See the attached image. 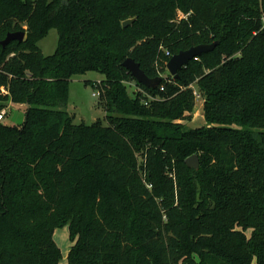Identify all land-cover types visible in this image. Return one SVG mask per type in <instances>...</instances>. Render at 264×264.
Instances as JSON below:
<instances>
[{
    "label": "trees",
    "instance_id": "16d2710c",
    "mask_svg": "<svg viewBox=\"0 0 264 264\" xmlns=\"http://www.w3.org/2000/svg\"><path fill=\"white\" fill-rule=\"evenodd\" d=\"M17 31L0 44V111L25 106L0 122V264H60L65 226L68 264H264V0H0V43ZM89 71L106 116L76 123L70 82Z\"/></svg>",
    "mask_w": 264,
    "mask_h": 264
},
{
    "label": "rangeland",
    "instance_id": "374dc122",
    "mask_svg": "<svg viewBox=\"0 0 264 264\" xmlns=\"http://www.w3.org/2000/svg\"><path fill=\"white\" fill-rule=\"evenodd\" d=\"M58 37V31L56 29H51L48 35L39 42L44 54L50 55L55 51L58 44ZM102 80H104V75L95 71H89L71 80L66 109L74 115V121L76 123H92L99 119L104 120L106 111L100 104V96L96 94L98 88L94 86V83ZM203 101L201 96L197 97L193 117L188 123L190 127H198L206 124L203 113ZM5 110L6 115L3 120L4 123L19 125L24 122V105L9 102ZM54 238L62 251L63 257L60 264H67V256L72 244L68 227L58 228L55 231Z\"/></svg>",
    "mask_w": 264,
    "mask_h": 264
},
{
    "label": "water",
    "instance_id": "95a60500",
    "mask_svg": "<svg viewBox=\"0 0 264 264\" xmlns=\"http://www.w3.org/2000/svg\"><path fill=\"white\" fill-rule=\"evenodd\" d=\"M134 20V18H130L123 21V26L127 27L131 25ZM25 35L26 33L24 31L10 32L7 34L6 38L1 41L0 44L2 46H6L13 40L22 42L25 39ZM219 43L220 41L217 40L210 44H199L196 46H192L189 49L181 50L178 53L172 55V57L166 64V68L171 75L178 77L179 71L182 70L186 65H188L191 60L201 56L204 53L213 51L219 45ZM123 66L131 72L132 76L139 83L149 88L157 87L162 81L161 76L154 78L149 77L141 68L140 63L135 61L132 57H128L127 59H125V61L123 62ZM185 162L191 168L198 169L200 167V159L197 154L188 157Z\"/></svg>",
    "mask_w": 264,
    "mask_h": 264
},
{
    "label": "built area",
    "instance_id": "2783aa9c",
    "mask_svg": "<svg viewBox=\"0 0 264 264\" xmlns=\"http://www.w3.org/2000/svg\"><path fill=\"white\" fill-rule=\"evenodd\" d=\"M195 59H198V57H196ZM196 93H197V92H196ZM96 94L100 96L101 91L98 90V91L96 92ZM197 95H198V97H199V94H197ZM5 115H6V110H5V109H4V110H1V111H0V122H2V121L4 120Z\"/></svg>",
    "mask_w": 264,
    "mask_h": 264
},
{
    "label": "crops",
    "instance_id": "0c3cea01",
    "mask_svg": "<svg viewBox=\"0 0 264 264\" xmlns=\"http://www.w3.org/2000/svg\"><path fill=\"white\" fill-rule=\"evenodd\" d=\"M54 236H55V234H54ZM68 264V263H67Z\"/></svg>",
    "mask_w": 264,
    "mask_h": 264
}]
</instances>
